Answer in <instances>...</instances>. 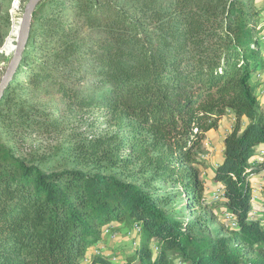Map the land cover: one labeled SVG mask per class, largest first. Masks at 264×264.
I'll use <instances>...</instances> for the list:
<instances>
[{
  "label": "trees",
  "instance_id": "trees-1",
  "mask_svg": "<svg viewBox=\"0 0 264 264\" xmlns=\"http://www.w3.org/2000/svg\"><path fill=\"white\" fill-rule=\"evenodd\" d=\"M263 12L255 0H41L0 100V264H117L97 249L114 222L141 228L118 264H264V210L250 216V177L264 171ZM83 110H105L117 130L72 132L65 117ZM227 115L211 169L222 195L209 201L199 157ZM5 129L70 133L27 158ZM217 208L236 229L212 230Z\"/></svg>",
  "mask_w": 264,
  "mask_h": 264
},
{
  "label": "rangeland",
  "instance_id": "rangeland-1",
  "mask_svg": "<svg viewBox=\"0 0 264 264\" xmlns=\"http://www.w3.org/2000/svg\"><path fill=\"white\" fill-rule=\"evenodd\" d=\"M255 2L259 7L264 5V0H255ZM27 3L28 0H0V83L3 82L12 63L18 40V33L15 34L14 30L20 26ZM262 19L264 20V12L262 13ZM40 27L41 24L38 25L37 29L40 30ZM261 44L264 53V40L261 41ZM34 97L35 99L31 100L34 104L39 103L51 108L62 106V100L57 96ZM259 100L264 106V99L259 98ZM76 112L75 116L67 115L64 121L65 123L70 122L72 132L74 133L91 138L107 135L117 130L116 121L105 110H83ZM233 121L230 115L223 117L221 127L219 125L218 129L210 131L203 141L204 153L199 158L206 164V168L202 167L201 169V178L206 183V196L209 201L214 200V192L221 188L219 184L211 180V169L220 163L222 137L225 130L230 126V123L233 124ZM69 133L70 131H67L65 134L54 133L49 136H39L4 130L9 145L15 148L17 154L27 158H30L31 155H49L65 142L66 134ZM250 181L253 190H255V197L251 200L253 211L250 216L251 218H260L263 216L264 210V174L251 175ZM225 212L221 208L214 210L217 216V224L212 226V230L219 231L221 227L236 229V226H229V220L224 215ZM105 227L110 229L109 232L104 233ZM105 227L102 233L103 239L98 243L97 249L104 251L114 263H121L125 257L134 252L138 246L140 235L135 233L134 227L129 229L117 222L110 223ZM179 262V260H176L174 264H179Z\"/></svg>",
  "mask_w": 264,
  "mask_h": 264
},
{
  "label": "water",
  "instance_id": "water-1",
  "mask_svg": "<svg viewBox=\"0 0 264 264\" xmlns=\"http://www.w3.org/2000/svg\"><path fill=\"white\" fill-rule=\"evenodd\" d=\"M40 1L41 0H29L25 7V11H24V14L22 16L20 26H19L16 51L14 53L12 63L6 73V76L3 82L0 83V100L5 93L7 86L12 81L13 77L15 76L16 69L22 58V53L26 45L27 39L29 37L31 18H32L33 11L35 10L36 6L39 4Z\"/></svg>",
  "mask_w": 264,
  "mask_h": 264
},
{
  "label": "built area",
  "instance_id": "built-area-1",
  "mask_svg": "<svg viewBox=\"0 0 264 264\" xmlns=\"http://www.w3.org/2000/svg\"><path fill=\"white\" fill-rule=\"evenodd\" d=\"M262 28L264 30V24H263ZM263 38H264V36H263ZM258 79L260 81V85H259V89H258V98L264 99V73L259 74L258 75ZM259 154H261V155L264 154V149H262V148L259 149ZM261 173L264 174V171L261 172ZM220 195H222L221 188H219L216 192H214L213 199H217ZM251 197H252L251 200H253V198L255 197V190H252ZM224 215H225V218H227L229 220V226H236V222H235L233 216L229 212H225ZM109 230L110 229H107L105 227L104 233L109 232ZM134 231H135V233H138L140 235V232H141L140 226L139 225H135ZM152 247H153V250H154L155 253L159 252V248L156 245H153ZM113 259H115V258H113ZM179 264H181V263H179Z\"/></svg>",
  "mask_w": 264,
  "mask_h": 264
},
{
  "label": "crops",
  "instance_id": "crops-1",
  "mask_svg": "<svg viewBox=\"0 0 264 264\" xmlns=\"http://www.w3.org/2000/svg\"><path fill=\"white\" fill-rule=\"evenodd\" d=\"M225 117H226V116H225ZM231 117H232V116H231ZM226 119H227V118H226ZM232 120H233V119H232ZM221 123H222V120H221V122H220V127H221ZM232 126H233V124L230 123V126L225 130V132H224V134H223V137H222V145H221V159H220L219 162H221V161L223 160V156H224V154H223V148H224V144H223V142H224V137H225L226 133H227L229 130H231ZM215 166H217V165H215Z\"/></svg>",
  "mask_w": 264,
  "mask_h": 264
},
{
  "label": "bare ground",
  "instance_id": "bare-ground-1",
  "mask_svg": "<svg viewBox=\"0 0 264 264\" xmlns=\"http://www.w3.org/2000/svg\"><path fill=\"white\" fill-rule=\"evenodd\" d=\"M19 31V28L17 27L15 30H14V33L17 34Z\"/></svg>",
  "mask_w": 264,
  "mask_h": 264
}]
</instances>
